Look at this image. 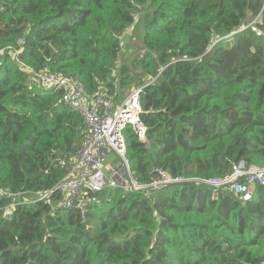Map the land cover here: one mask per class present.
I'll use <instances>...</instances> for the list:
<instances>
[{
  "label": "trees",
  "instance_id": "obj_1",
  "mask_svg": "<svg viewBox=\"0 0 264 264\" xmlns=\"http://www.w3.org/2000/svg\"><path fill=\"white\" fill-rule=\"evenodd\" d=\"M132 26L142 39L116 74ZM19 62L89 97L142 86L148 145L124 130L141 183L264 167V0H0V189L30 197L67 175L85 124ZM99 197L84 217L43 202L4 217L0 195V264H264L260 187L244 203L195 182Z\"/></svg>",
  "mask_w": 264,
  "mask_h": 264
},
{
  "label": "built area",
  "instance_id": "obj_2",
  "mask_svg": "<svg viewBox=\"0 0 264 264\" xmlns=\"http://www.w3.org/2000/svg\"><path fill=\"white\" fill-rule=\"evenodd\" d=\"M22 42V38L17 40L19 45ZM13 53L16 56L18 51L14 50ZM19 64L26 68L31 79L43 92L52 89L61 91V101L83 119L85 134L69 172L52 189L30 197H24L20 192L13 193L0 189V195L11 200L3 208L4 217L12 216L17 204L30 205L39 202L49 205L53 211L74 208L84 217L89 204H101L99 196L105 188H122L125 192L148 195L151 191L164 186L187 182L207 186L215 192L235 197L243 203L251 201L256 187H260L264 199V167L245 165L243 162L233 164L232 172L226 176L171 177L165 171L155 169L153 181L139 182L130 172L124 130L129 127L140 142L148 145L147 128L140 119L139 95L142 86L132 88L121 102L109 97L105 91L89 97L76 76H61L47 71L35 72L30 67L20 62ZM109 153H113L116 160L104 165ZM110 164L115 166L112 167ZM103 178L107 179L106 183ZM54 193H57L56 201L51 199Z\"/></svg>",
  "mask_w": 264,
  "mask_h": 264
},
{
  "label": "rangeland",
  "instance_id": "obj_3",
  "mask_svg": "<svg viewBox=\"0 0 264 264\" xmlns=\"http://www.w3.org/2000/svg\"><path fill=\"white\" fill-rule=\"evenodd\" d=\"M131 31L132 32L134 31L133 26L131 28ZM129 35L127 33L122 37L121 48L119 52V60L117 61L116 74H118V70L120 69L122 64H126V66L128 67V64L126 61L132 59L134 51H137V47L140 45V42L142 39V30L140 29L139 32L135 30L132 37H130ZM131 89L132 87L127 91V93ZM127 93L122 96L125 97ZM124 97L116 101L121 102L124 99ZM114 160H116V156L113 153H109L104 165H107L110 161H114ZM110 166L114 167L115 164H110Z\"/></svg>",
  "mask_w": 264,
  "mask_h": 264
},
{
  "label": "water",
  "instance_id": "obj_4",
  "mask_svg": "<svg viewBox=\"0 0 264 264\" xmlns=\"http://www.w3.org/2000/svg\"><path fill=\"white\" fill-rule=\"evenodd\" d=\"M104 182L106 183L107 182V179L106 178H103ZM253 186V184H252ZM253 187L251 188V191H252Z\"/></svg>",
  "mask_w": 264,
  "mask_h": 264
},
{
  "label": "crops",
  "instance_id": "obj_5",
  "mask_svg": "<svg viewBox=\"0 0 264 264\" xmlns=\"http://www.w3.org/2000/svg\"><path fill=\"white\" fill-rule=\"evenodd\" d=\"M127 33H128V35L130 34L129 31Z\"/></svg>",
  "mask_w": 264,
  "mask_h": 264
}]
</instances>
